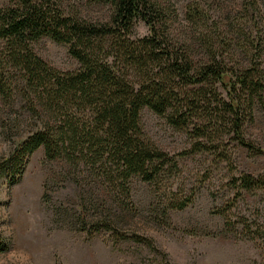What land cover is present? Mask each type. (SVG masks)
I'll return each instance as SVG.
<instances>
[{
  "label": "trees",
  "instance_id": "1",
  "mask_svg": "<svg viewBox=\"0 0 264 264\" xmlns=\"http://www.w3.org/2000/svg\"><path fill=\"white\" fill-rule=\"evenodd\" d=\"M213 1L190 0L187 21L197 28L208 20L213 24ZM4 2L0 5V99L11 108L20 102L33 121V129L0 160V176L12 183L20 179L29 155L41 146L46 159L60 158L74 169L85 168L96 182L124 199L129 198L133 176L154 181L165 167L176 168L181 156L214 152L213 142L229 134L249 151L264 153L242 131L244 109L250 111L255 101L264 108L260 67L264 50H258L264 37L258 33L252 41L250 66L235 69L212 53L196 58L190 43L176 41L168 30L164 0H94L110 8L104 22L65 13L54 0ZM259 4L260 0H242L247 13L258 10ZM138 21L147 26V34L135 36ZM44 36L67 44L79 66L60 70L37 55L32 43ZM198 38L209 51L208 38ZM144 107L166 116L174 127L192 125L195 140L190 147L169 156L145 138L139 121ZM228 183L234 193L217 209L221 215L243 191L264 189V170L257 175L240 173ZM192 200L191 192L169 207L183 209ZM261 230L255 227L257 235H262ZM6 248L0 236V250Z\"/></svg>",
  "mask_w": 264,
  "mask_h": 264
},
{
  "label": "rangeland",
  "instance_id": "2",
  "mask_svg": "<svg viewBox=\"0 0 264 264\" xmlns=\"http://www.w3.org/2000/svg\"><path fill=\"white\" fill-rule=\"evenodd\" d=\"M54 1L65 13L88 21L104 22L110 14L107 5L94 0ZM189 1L164 0L175 40L190 43L196 58L212 53L230 68L249 67L255 33L264 37V0L253 13L244 11L242 0H215L211 17L216 25L208 20L201 28L187 21ZM133 32L145 35L147 26L138 21ZM198 36L208 38L209 51ZM32 49L60 70L79 66L67 44L47 36L34 41ZM260 67L264 70V61ZM261 94L264 98V89ZM12 107L0 99V160L33 129L21 103ZM244 114L243 135L264 149V108L255 101ZM139 121L145 138L169 156L195 140L192 125L174 127L147 107ZM230 137L214 141V152L177 158V167H165L154 181L133 176L128 199L105 189L85 168L46 159L39 147L17 182L0 176V236L7 246L0 250V264H21V252L30 257L28 264H264V189L243 191L226 215L217 212L233 196L232 176L264 170V153ZM191 192L193 200L185 208L169 207Z\"/></svg>",
  "mask_w": 264,
  "mask_h": 264
},
{
  "label": "clouds",
  "instance_id": "3",
  "mask_svg": "<svg viewBox=\"0 0 264 264\" xmlns=\"http://www.w3.org/2000/svg\"><path fill=\"white\" fill-rule=\"evenodd\" d=\"M20 256L22 257L21 264H28L30 257L26 253H23V252L20 253Z\"/></svg>",
  "mask_w": 264,
  "mask_h": 264
}]
</instances>
